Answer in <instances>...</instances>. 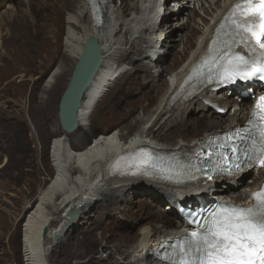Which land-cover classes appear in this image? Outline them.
Returning <instances> with one entry per match:
<instances>
[{
  "label": "bare ground",
  "instance_id": "bare-ground-1",
  "mask_svg": "<svg viewBox=\"0 0 264 264\" xmlns=\"http://www.w3.org/2000/svg\"><path fill=\"white\" fill-rule=\"evenodd\" d=\"M26 1L20 0V2ZM104 1L106 2L105 20L100 27H97L94 22L91 5L87 0L27 1L34 9L43 11V17L47 20L49 27L47 34L44 35L46 40H49L48 47L60 54V48L63 45V63L70 60L77 62L88 38H95L102 47L103 62L82 102L78 113L79 126L77 129L85 127L99 101L118 78V72L121 71L119 68L124 66L128 58L131 60L129 55L132 51H135L136 55L146 56L151 62H163L164 57L152 38L158 34L163 36L162 28L166 24L168 26V22L178 15L171 3L182 4L181 0H118L117 5L113 6L115 0ZM233 1L187 0L189 7L192 4L195 7L196 4H201L203 9L206 3H209V7L212 8L209 9L210 11L206 8L210 18L204 20L205 26L200 36L196 37L197 31L187 34L186 40H183V51L175 55L171 65L167 67L163 65L161 71L159 73L157 71L159 80H153L152 88L156 95L148 97L147 103L142 105L144 115L142 118L135 117L140 108L136 105L131 106L128 110L125 108L123 112L110 111L111 118L118 124H123V128L131 127V120L135 118L138 130L133 136H124L116 130H105L100 136L95 137L89 147L84 148L83 141L89 140L98 133L97 127H93L80 138L82 142L74 143L71 146V149L77 154L67 147L68 142L71 141V134L77 129L70 133L62 128L63 134L54 138L51 145V160L54 163L55 176L40 192L38 198H32L29 192L22 191L19 197L20 201H17L15 206L16 210H23L24 216L26 215L23 226V245L27 264H50L52 251L64 242L66 236L72 243H77L78 247L89 248V240L78 238L74 241L70 235V231L77 222L87 215L88 210L96 204L104 201L115 202L136 190L148 193L155 199L168 201L165 210H167L169 218H162L164 223L162 226L152 225L150 227L146 225L140 228L137 237L124 234L115 236L114 233H110L106 243L114 239L118 250L122 245L136 240L128 251L124 248L120 250L122 262H117V264H168L160 260L152 251L159 245L179 239L187 233L189 227L183 224L184 219L178 211L180 204L197 206V198L209 201L224 199L241 206L251 204L252 193L259 190L264 182V169L254 172V180L247 185H245V178L241 176L232 179L219 177L214 182L186 186L166 184L144 176L142 173L120 174L115 173V169L113 170L114 165L139 150L172 156L180 152L189 153L197 143L206 140L209 135L233 129L248 120L254 100L243 98L240 101L239 91L251 87L250 84L242 83L231 89L221 87L217 91L209 86L198 88L192 94H188L189 90H186V93L181 91V85L185 86L187 79L191 77L209 52L215 27ZM8 2H11L10 7L16 4V0H8ZM66 11L69 13L65 16ZM9 17L8 20L12 21V18ZM158 17H161L160 24H157L155 20ZM190 17L193 18V15L190 14ZM1 21L0 17V23ZM64 22L67 26L66 34L62 45H60L59 29ZM14 23L16 26H21L24 21L14 19ZM0 37L2 36L0 35ZM1 40L3 39L1 38ZM18 49L16 48V52ZM118 53L121 54L122 59L120 64L114 68ZM160 57L162 60L159 61ZM178 64L180 66L177 69L169 72ZM167 72H169V79L165 76ZM61 73L62 66L51 71L44 89L48 90L53 86ZM153 75L155 76L156 73ZM164 76L165 78H163ZM9 106L12 107V105ZM189 113H199L201 116L188 119ZM213 114L221 115L214 116ZM222 115L227 116L223 119ZM0 120L8 123L23 122L21 116L15 114L12 117L9 113L1 116ZM158 125L160 128L155 131ZM203 130V133L198 134ZM173 131L177 132L178 139L174 138ZM191 135H196L192 141L189 140ZM39 136L43 140L47 139L46 135L40 134ZM42 138L40 139L42 140ZM0 150L2 153L4 152L3 144H0ZM2 153H0V160L4 156ZM25 153L27 154V152ZM42 156H44L43 153ZM9 163L10 159L7 158L0 163V173L9 169ZM32 172L33 170L23 167L18 175L25 179V184L31 185L34 183L30 179ZM238 187L242 190L235 193V189ZM31 190H33L32 187ZM75 208L78 209L77 216L70 217V212ZM22 219H18L16 222L15 231L11 233L10 241H15ZM176 220L178 225L173 226ZM1 229L9 232L11 230L10 223L4 221ZM58 234L61 237L56 241L55 237ZM2 239H4L3 234L0 235V244ZM89 264L101 263L93 257L89 259Z\"/></svg>",
  "mask_w": 264,
  "mask_h": 264
},
{
  "label": "rangeland",
  "instance_id": "rangeland-1",
  "mask_svg": "<svg viewBox=\"0 0 264 264\" xmlns=\"http://www.w3.org/2000/svg\"><path fill=\"white\" fill-rule=\"evenodd\" d=\"M27 1L16 0V4H13L12 8L9 5L12 1L0 0V17L2 18L0 23V35L2 36L0 37V117L9 113L12 117L15 114L19 115L23 120L22 123H8L0 120V133H6L0 134V144L5 147L3 153L0 150V153L4 155L0 163L6 158L10 159L9 169L0 173V233L4 235L0 244V264H27L23 245V226L26 215L24 216L23 210H16L15 206L17 201H20L19 197L22 191L29 192L32 198H38L40 192L55 176L54 163L51 160V145L54 138L62 135L64 131L59 122V103L76 62L70 60L63 63L64 47L62 43L66 34V23L64 22L59 29V44L62 45V48H60V54H57L48 47L49 40H46L44 36L49 27L47 20L43 17V11L34 9ZM181 1L182 4L171 3L178 15L168 22V26L166 24L162 28L164 35L158 34L152 38L164 57L163 62H151L146 56L136 55L135 51H132L129 55L131 60L128 58L124 66L119 68V71L121 69L118 72L121 73L120 76L117 75L118 78L114 81L113 86L99 101L85 127L77 129L71 134V141L67 146L71 147L74 143L82 142L80 138L93 127H97L98 133L89 140L83 141L84 148L89 147L95 137L100 136L105 130H116L128 137L136 133L138 126L135 118L131 120V127L123 128V124H118L116 120L112 119L110 113L113 111L123 112L125 108L128 110L131 106L136 105L140 108L135 117L142 118L144 116L142 105L147 103L148 97L156 95L152 89L153 80L156 81L159 78L158 73L161 71V67L171 65L175 55L183 51V40H186L187 34L197 31L196 37L198 38L204 29V20L210 18L206 9H212L209 7V3H206L202 9L201 4H196V7L192 4L189 7L187 0ZM118 2L115 0L113 6ZM68 13L69 11H66L65 16ZM190 14L193 15V18L190 17ZM8 17L12 18V21H9ZM14 19L23 20L22 27L16 26ZM155 20L157 24H160L161 17ZM16 48H19L17 52ZM121 59L122 56L118 53L114 68L120 64ZM158 60H162V57ZM58 66H62V73L58 76L57 82L45 90L44 85L51 71ZM179 66L180 64L174 66V69L171 68L169 72ZM169 72L165 75L167 79H169ZM154 73H156L155 76ZM248 100L252 99L248 98ZM213 115L220 116L221 114ZM198 116L201 114L189 113L187 118ZM226 116L222 115V118L225 119ZM159 128L160 125L156 127L155 131H158ZM203 132L204 130L198 134ZM40 134L46 135L47 139L43 140L39 136ZM173 134H175L174 138L178 139L177 132ZM194 137L196 135H191L189 140L192 141ZM23 167L33 170L30 175V179L34 181L33 184H25V179L18 175ZM254 176L255 173L246 175L244 177L245 185L251 183ZM235 190V193H239L242 189L238 187ZM167 205L168 201L165 199H155L150 194L138 190L128 193L125 198L117 199L115 202L98 203L91 207L87 215L80 219L70 231L74 241L78 238L89 240V248L78 247L77 243H72L66 236L64 242L52 251V259L49 263L89 264V259L93 257L101 264L121 263L120 250L124 248L128 251L136 240L122 245L118 250L114 239L106 243L110 233H114L115 236L124 234L137 237L140 228L146 225L150 227L152 225L162 226L164 225L162 218H169L167 210H165ZM18 219L22 220L17 237L15 241H10L11 233H14ZM4 221L10 223L11 230L9 232L1 229ZM173 224V226L178 225L177 220Z\"/></svg>",
  "mask_w": 264,
  "mask_h": 264
},
{
  "label": "snow or ice",
  "instance_id": "snow-or-ice-1",
  "mask_svg": "<svg viewBox=\"0 0 264 264\" xmlns=\"http://www.w3.org/2000/svg\"><path fill=\"white\" fill-rule=\"evenodd\" d=\"M228 20L231 31L227 33L224 48L218 57L205 61L209 78L215 74L221 83L254 78L264 80V0L236 3ZM240 45L246 53L233 50L234 46ZM248 125L243 134L235 135L240 143L218 146L219 149H230V157L210 146L206 155L212 166L205 171L206 175L217 171L234 175L242 170V166L254 162L264 167V95L255 99ZM228 140H233V136ZM214 156L218 159L213 161ZM229 160L231 163H227ZM185 167L189 172L204 171L195 164ZM207 178L210 180L212 176ZM252 196L254 202L247 208L220 206L210 214L200 231L185 233L170 245L172 251L164 259L170 264H264V187Z\"/></svg>",
  "mask_w": 264,
  "mask_h": 264
},
{
  "label": "water",
  "instance_id": "water-1",
  "mask_svg": "<svg viewBox=\"0 0 264 264\" xmlns=\"http://www.w3.org/2000/svg\"><path fill=\"white\" fill-rule=\"evenodd\" d=\"M103 62L102 47L95 38H88L82 53L76 62L67 88L59 103V121L67 132L75 131L79 126L78 113L88 90L90 89ZM78 210L70 212L75 217ZM56 235L55 240L60 239Z\"/></svg>",
  "mask_w": 264,
  "mask_h": 264
}]
</instances>
